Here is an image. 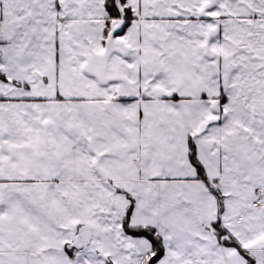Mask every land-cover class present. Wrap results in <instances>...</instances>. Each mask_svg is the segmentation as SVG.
<instances>
[{
  "label": "snow or ice",
  "instance_id": "6c2138e0",
  "mask_svg": "<svg viewBox=\"0 0 264 264\" xmlns=\"http://www.w3.org/2000/svg\"><path fill=\"white\" fill-rule=\"evenodd\" d=\"M0 264H264V0H0Z\"/></svg>",
  "mask_w": 264,
  "mask_h": 264
}]
</instances>
